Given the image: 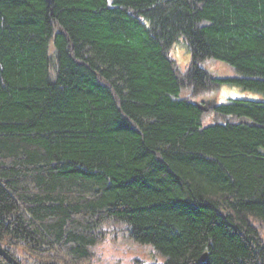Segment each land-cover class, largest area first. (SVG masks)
Here are the masks:
<instances>
[{
    "label": "trees",
    "instance_id": "trees-1",
    "mask_svg": "<svg viewBox=\"0 0 264 264\" xmlns=\"http://www.w3.org/2000/svg\"><path fill=\"white\" fill-rule=\"evenodd\" d=\"M108 224L163 264H264V0H0V247L88 264Z\"/></svg>",
    "mask_w": 264,
    "mask_h": 264
},
{
    "label": "rangeland",
    "instance_id": "rangeland-1",
    "mask_svg": "<svg viewBox=\"0 0 264 264\" xmlns=\"http://www.w3.org/2000/svg\"><path fill=\"white\" fill-rule=\"evenodd\" d=\"M171 57L175 59L178 70L185 73L190 63V53L184 44L175 45L170 51ZM203 68L212 78H232L236 77V72L225 63L215 60H208L203 63ZM233 89L228 86H222L217 91L201 94L193 98L194 103H203L213 100L217 104L222 103L225 98L233 95ZM190 95L189 89H183V96ZM239 97L257 98L258 95L238 90L236 93ZM207 124H211L216 120V116L209 112L206 114ZM208 120V121H207ZM123 226L117 224H108L103 233L105 235L94 249H92L93 258L88 264H163L165 259L156 252L151 245H140L128 240L124 234ZM20 259H22L20 257ZM24 263V260L22 259Z\"/></svg>",
    "mask_w": 264,
    "mask_h": 264
},
{
    "label": "water",
    "instance_id": "water-1",
    "mask_svg": "<svg viewBox=\"0 0 264 264\" xmlns=\"http://www.w3.org/2000/svg\"><path fill=\"white\" fill-rule=\"evenodd\" d=\"M199 109L202 112H208L210 109L216 108V102L215 101H206L204 104L198 105ZM0 256H2L6 261H8L10 264H19L17 260H15L13 257H11L5 249L0 247ZM205 258H203L204 260Z\"/></svg>",
    "mask_w": 264,
    "mask_h": 264
},
{
    "label": "bare ground",
    "instance_id": "bare-ground-1",
    "mask_svg": "<svg viewBox=\"0 0 264 264\" xmlns=\"http://www.w3.org/2000/svg\"><path fill=\"white\" fill-rule=\"evenodd\" d=\"M168 56H169V58H170L172 61L175 62V59L171 57V53H170V51H169V55H168ZM210 101H213V100H210ZM205 102H206V101H205ZM199 104H204V102H203V103H198V105H199ZM122 228H123V230H126V226H123ZM19 264H22V263L19 262Z\"/></svg>",
    "mask_w": 264,
    "mask_h": 264
}]
</instances>
